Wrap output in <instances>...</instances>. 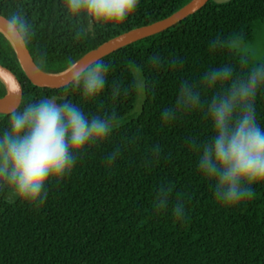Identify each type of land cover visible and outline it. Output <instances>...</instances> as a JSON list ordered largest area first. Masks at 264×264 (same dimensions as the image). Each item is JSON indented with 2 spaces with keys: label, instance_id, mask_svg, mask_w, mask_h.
<instances>
[{
  "label": "trees",
  "instance_id": "1",
  "mask_svg": "<svg viewBox=\"0 0 264 264\" xmlns=\"http://www.w3.org/2000/svg\"><path fill=\"white\" fill-rule=\"evenodd\" d=\"M192 1L140 0L137 12L124 25L97 27L79 38L64 19L63 0H0V14L6 17L23 6L38 33L28 47L32 58L44 72L61 75L68 71L69 59L79 61L107 41L165 20ZM262 26L264 0L225 4L210 0L174 27L103 58L111 65L109 83L93 102L72 91L71 85L62 89L33 85L17 53L0 35V65L11 70L24 87L15 110L48 97L57 102L71 100L89 116L115 110L123 123L113 143L89 152L70 179L49 186L48 199L39 211L0 192V264H264V184L253 185L251 200L231 208L221 206L197 172L195 153L185 144L189 137L208 140L213 135L211 124L201 113L167 128L159 121L160 111L173 102L181 79L197 80L209 68L223 64H231L240 74L242 67L255 63L244 47L255 42ZM215 38L222 43L213 52L209 42ZM153 52L182 57L185 66L182 72L167 71L156 77L155 95L145 91L142 111L132 119L138 91L113 100L111 84L116 80L128 85L130 69L145 64ZM148 74L152 75L150 70ZM8 94L0 78V98ZM255 109L257 123L264 128V91L258 93ZM12 112L0 113V132ZM133 135L139 140L108 170L104 158L113 144ZM157 143L162 155L148 164L145 147ZM162 183L170 184L174 195L188 194L183 222L170 211H154Z\"/></svg>",
  "mask_w": 264,
  "mask_h": 264
},
{
  "label": "clouds",
  "instance_id": "2",
  "mask_svg": "<svg viewBox=\"0 0 264 264\" xmlns=\"http://www.w3.org/2000/svg\"><path fill=\"white\" fill-rule=\"evenodd\" d=\"M140 0H63L64 19L76 37L85 36L95 28H118L137 12ZM37 30L23 6L0 16V35L17 53L27 51ZM219 38L209 42L215 52L221 47ZM41 57V63H45ZM68 75L72 91L85 101H97L108 86L111 65L96 60L82 70L79 61L69 59ZM184 58L153 52L145 64L130 69L128 85L116 80L111 84L112 99L129 91H150L155 95V79L164 72H182ZM151 72V76L148 74ZM12 95L22 97L23 90L11 75L5 86ZM264 91V63L242 67L240 74L231 64L209 68L197 80L181 79L173 102L159 113L162 128L173 126L197 113L211 124L213 135L206 141L189 137L185 144L196 155L197 172L208 182L218 204L225 208L251 200L253 185L264 184V128L256 120V99ZM211 93V95H209ZM101 109L103 104L101 103ZM123 126L115 110L87 115L71 100L57 102L42 97L29 101L13 111L8 125L0 132V192L39 211L49 196V186H59L70 179L77 163L89 153L113 143L114 135ZM138 135L124 137L113 144L104 158L112 170ZM148 164L159 161V143L145 147ZM187 193L173 194L170 184L162 183L156 192L153 209L156 214L169 211L178 222L187 216Z\"/></svg>",
  "mask_w": 264,
  "mask_h": 264
},
{
  "label": "water",
  "instance_id": "3",
  "mask_svg": "<svg viewBox=\"0 0 264 264\" xmlns=\"http://www.w3.org/2000/svg\"><path fill=\"white\" fill-rule=\"evenodd\" d=\"M210 0H193L187 6L182 8L177 13L173 14L169 18L156 22L154 24L144 26L127 33H124L118 37H115L106 43L100 45L97 49L87 53L81 60H79L81 64L82 70L86 68L88 65L93 64L96 60L107 57L108 55L128 46L140 40L146 39L148 37H152L154 35L160 34L175 25L179 24L183 20L188 17L194 15L199 10L207 5ZM217 4H225L232 0H213ZM0 16H2L0 14ZM20 64L28 77L31 83L35 86L45 89H62L71 85L67 79H64L66 75H68V71L64 72L61 75H51L43 70H41L35 63L32 58L29 50L22 54H17ZM11 75L16 81H18L19 85L22 87L24 94V87L19 78L8 68L0 65V78L5 81L6 76ZM10 87V84L8 88ZM23 96L18 97L12 95L10 90L9 94L5 98H0V113L8 114L15 110L20 103L22 102Z\"/></svg>",
  "mask_w": 264,
  "mask_h": 264
},
{
  "label": "rangeland",
  "instance_id": "4",
  "mask_svg": "<svg viewBox=\"0 0 264 264\" xmlns=\"http://www.w3.org/2000/svg\"><path fill=\"white\" fill-rule=\"evenodd\" d=\"M244 53L249 57L253 62L259 63L264 58V26L261 27L258 37L256 38L253 44H248L244 47ZM138 91V100L137 104L130 115V118H136L142 111V107L145 100V91Z\"/></svg>",
  "mask_w": 264,
  "mask_h": 264
}]
</instances>
